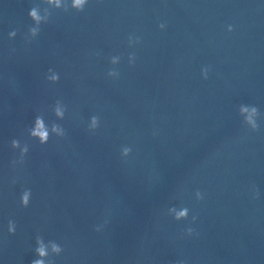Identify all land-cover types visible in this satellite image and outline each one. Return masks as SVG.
Returning <instances> with one entry per match:
<instances>
[{"label":"clouds","instance_id":"obj_1","mask_svg":"<svg viewBox=\"0 0 264 264\" xmlns=\"http://www.w3.org/2000/svg\"><path fill=\"white\" fill-rule=\"evenodd\" d=\"M44 2V0H43ZM49 2H51V0H49ZM88 3V0H71V5L70 7L75 9L76 11H83L85 5ZM37 7L38 6H34L32 7L29 12H28V16L30 17V19L32 21H35L37 24H39V21H40V17L37 15ZM56 7L58 8H63L65 11H67L68 9V5H66L64 2L63 4H60V3H57ZM161 28H163V25H160ZM232 28L231 26H229V31H231ZM39 31H40V28H37V27H31L29 28V33L33 36V37H36L37 34H39ZM13 36H16V31H12L9 33V38L13 37ZM130 42H131V38H130ZM137 43L139 42L138 40L136 41ZM130 62H133L134 61V55H130ZM112 62L115 63V58L112 59ZM207 73H208V69H204L203 72H202V75L204 76L205 79H207ZM109 76H113V75H118V73H114L113 71H109L108 73ZM52 80L57 82L59 80V76H54L52 77ZM57 103H59V101H57ZM65 111H66V108H64V110H60L59 108L55 109L54 111V115L56 117H59L60 119H63L64 118V115H65ZM244 111H247V109H244ZM257 111V108L254 107L253 108V112H256ZM91 127L89 128L90 130H95L98 125H99V118L97 116H93L91 118ZM51 127L55 130L56 128H60L61 129V133H60V137H62L64 135V130L61 126H59L58 124L56 123H53L51 125ZM258 125L254 124L253 123V129L254 131L258 129ZM45 128V125H44V118L43 116H36L35 119H34V123H33V126L28 129V134L31 138L33 139H36L39 141V143L41 145H44L48 142L49 140V135H48V132L47 130H44V131H41V129H44ZM21 143L19 140L17 139H13L11 141V147L13 149H17L18 147H20ZM28 145L27 144H24L23 145V148L21 149L20 151V162L22 163L23 162V157L28 153ZM128 153V149L125 150V155H127ZM197 199H202V195L199 191H197ZM30 196H31V191L26 189L22 192L21 194V198H20V203H21V206L22 207H27L28 204H29V201H30ZM188 217V209L187 208H184L182 211H180L178 213V215L175 217V219L177 221L181 220V219H187ZM196 217L194 216L193 217V221H195ZM99 230V229H97ZM8 232L10 234H14L15 233V223L13 221H9V224H8ZM187 232L189 235L192 234L193 232V229L189 228L187 229ZM49 243H51V253L52 255H60L61 252L63 251L62 247L56 243L55 241H49ZM35 254L38 258L34 259L31 264H54V261H52L51 259L48 258V260L46 261L44 258L45 257H49V252L46 248V245H45V242H44V239L43 237L41 236H37L36 237V248H35Z\"/></svg>","mask_w":264,"mask_h":264}]
</instances>
